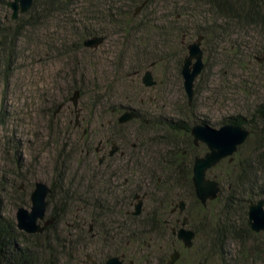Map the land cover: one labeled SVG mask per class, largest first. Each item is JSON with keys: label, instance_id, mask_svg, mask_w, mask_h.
<instances>
[{"label": "rangeland", "instance_id": "1", "mask_svg": "<svg viewBox=\"0 0 264 264\" xmlns=\"http://www.w3.org/2000/svg\"><path fill=\"white\" fill-rule=\"evenodd\" d=\"M141 5L132 6L130 0H77L67 14L54 13L34 27L26 26L17 43V59L8 83L0 77V111L5 114L0 124V211L5 216L16 221L19 207L31 209V193L37 181L51 187L59 184L62 170L59 165L63 160L68 162V178L77 167L84 166L82 163L87 159L82 151L91 143L83 130L93 125V130L88 128V132H92V148H96L110 133L101 129L99 123L101 116L107 118L106 108L112 105L123 111L134 108L147 117H176L178 112L185 111L188 97L182 65L188 55V45L200 34L205 36L202 42L205 67L195 81V110L189 116L207 120L205 124L219 128L233 115L251 114L258 103L264 102V51L257 53L255 60L250 56L257 47L264 46V33L258 28L235 29L230 23L229 29L225 20L204 3L157 0L136 13ZM128 10L132 18L125 14ZM0 17L9 28L28 18L26 13L20 14L17 18L20 20L14 21L12 10L2 2ZM84 25L97 33L94 36H104L105 41L96 48L73 47ZM223 25L226 30L220 28ZM233 42L237 46L245 42L246 47L234 51L247 55L235 57L230 50ZM239 59L248 61L243 63ZM147 70L152 71L156 85H144L142 79ZM76 89L81 92L77 127L71 101ZM139 126L129 122L120 129L119 135L132 134ZM112 133L115 137V132L109 135ZM258 134L248 138L235 154L233 161L237 165L250 158L264 162L261 152L255 150ZM203 146L197 145V156L206 153ZM110 148L108 144L106 152ZM227 162L224 159L208 172V177L215 178L221 187L217 200H210L204 206L197 196L198 201L194 199L190 189H182L185 195L182 200L190 209L183 216L189 220L188 227L196 231V238L190 248L177 243L175 249L179 250L180 258L175 264H264V232L256 233L257 236L245 235L247 238L243 240L229 237L218 244V222L226 219L223 201L229 194L231 176L239 170ZM59 194L55 191L51 201L47 198L48 218L51 212H59L57 206H63ZM152 195H157L156 199L161 196ZM138 201V198L132 200L131 210ZM158 204L151 195L146 196L141 216L158 210ZM183 216L178 217L182 220ZM230 219L239 229L245 230L247 226L253 233L248 224V209L246 215L240 209ZM75 221V212H68L61 216L49 235L53 237L56 233L62 237L67 231L74 233ZM88 226L89 222L86 229ZM76 238L79 240L82 236L77 234ZM95 245L88 241L90 251L95 250ZM82 248V243L76 241L73 255L61 252L58 264H84L88 259L82 254ZM156 251L155 264H166L173 249ZM50 257L45 250L41 262H49ZM130 260L135 258L130 256Z\"/></svg>", "mask_w": 264, "mask_h": 264}, {"label": "trees", "instance_id": "2", "mask_svg": "<svg viewBox=\"0 0 264 264\" xmlns=\"http://www.w3.org/2000/svg\"><path fill=\"white\" fill-rule=\"evenodd\" d=\"M41 1L35 0L32 9L26 13L28 18L23 23L17 24L15 28L6 27L5 20L0 17V77L7 83L17 59V43L26 26L34 27L40 23L41 19L54 13L67 14L72 10L71 7L77 0ZM156 1L130 0V4L133 6L135 3L146 2L143 7V10H146ZM183 1L209 5L220 19L225 20L229 29L232 28L231 23L235 29L240 27L258 28L260 32L264 33V0ZM0 2L7 6L6 0H0ZM130 13V10L125 12L132 18ZM17 20L20 19L14 21ZM225 25L220 28L226 30ZM224 32L222 33L224 34ZM95 34L97 33L90 27L84 25L79 31L80 39L73 47L84 49V40ZM237 44L236 42L230 44V50L235 54V57L247 55L244 52L239 54L238 51H234V49L246 47L247 44L245 42L239 43L238 46ZM262 50L264 51V46L260 45L254 53L250 54L251 58L255 60L257 53H261ZM239 61L247 63L248 60L245 62V59H239ZM110 107L106 108L107 115L105 117L107 118L103 119L101 116L99 123L101 129L110 132L109 134L115 132V137L112 133V135L106 134L107 136L102 139H109L108 144H111V141L121 144L124 154L108 157L100 163L99 159H96L98 153L95 148H92L94 136L92 132H88V128L91 129L90 131L93 130V125H88V128L83 130V134L88 133L91 144L86 145L82 151V155L87 159V161H83L84 164L82 163L84 166L77 167L72 173V177L68 178L66 175L67 160H63V163L59 161L61 164L59 168L62 169L61 177H59L60 182L55 186H50L52 191L48 197L51 201L54 192L59 191V200L63 202V206H57L56 210L59 212H51L50 218L55 220L52 224L47 226L42 233L29 234L19 230L16 221L0 211V264H58L61 252L73 255L76 241H80L84 246L82 254L88 256L93 253L95 255L93 258H98L97 260L102 264L108 258L123 253L128 258L133 256L135 264H155L153 254L157 249L166 248L174 251L177 243H181L171 230L178 217L171 211L176 202L185 197L182 193L184 187L190 189L194 199L196 197L192 181V168L198 154L196 151L199 148L193 141L191 129L199 122L205 124L207 120L199 121L193 116H189L195 110V100L193 99L192 105L186 104V110L178 112L176 117L167 115L147 117L136 110L139 117L131 122L139 123L140 126L134 129L132 134L120 136V129L128 123L120 124L118 122L117 114L123 112L119 106L112 105ZM125 109L127 110V108ZM4 116V112L0 111V124L4 121ZM229 119L227 124L247 128L250 131L248 138H254L259 133L255 150L261 152V159L264 158V102L258 103L251 114L240 113ZM131 141L134 142L131 143ZM242 146L239 147L237 153ZM203 148L207 151L206 146ZM227 164H235L239 170L235 176H231L229 194L223 201V213L226 219L218 222L219 245L229 237L243 240L247 238L245 235L257 236L256 232L250 233L247 226L245 230L239 229V226H236L230 217L233 213H238L240 209L246 215L249 203L264 196L263 161H254L253 158H250L241 161L238 165L235 161L227 162ZM143 193H146L147 196L151 195L155 202H159L158 210L154 209L146 216L129 214L128 210L132 200L137 194ZM152 194L161 196L156 199L157 195ZM71 211L76 214L73 226L75 232L67 231L62 237L53 233V237H51L49 232L56 228L58 222L61 221V216ZM189 211V206H187L186 213ZM165 214L168 215L164 216ZM88 222L89 226L86 229ZM77 234L82 238L77 240ZM88 241L96 244L95 250L93 248L91 251L89 250ZM45 250L50 253L51 257L49 262L44 260V263L41 262V258Z\"/></svg>", "mask_w": 264, "mask_h": 264}, {"label": "water", "instance_id": "3", "mask_svg": "<svg viewBox=\"0 0 264 264\" xmlns=\"http://www.w3.org/2000/svg\"><path fill=\"white\" fill-rule=\"evenodd\" d=\"M33 4L34 0H11L7 3V6L12 10V19L16 20L20 14L27 13L33 7ZM145 4L146 2L138 7L136 13L142 10ZM204 37L203 34H200L194 42L188 45V55L185 57L182 65L184 89L188 97L189 105L193 103L195 81L205 67L204 51L202 48ZM104 41V36H92L84 41V45L89 48H96ZM142 81L147 87L154 86L157 83L151 70L145 72ZM80 96V90L76 89L71 97L76 112V123L79 118L78 106ZM138 117L139 115L136 110L127 109L119 116V122L126 123ZM191 134L196 145L202 143L207 148L203 156L195 157L192 168V181L196 196L202 204L206 205L208 201L217 199L221 191L219 182L215 178L208 177V172L224 159H228L229 162H232L235 159V154L239 147L247 141L250 131L247 128L234 124H225L216 128L209 124L199 123L192 127ZM116 149L117 148H113L111 154H113ZM51 191V187L47 183L43 181H37L35 183V188L31 193V209L25 207H19L17 209L16 225L19 230L29 234L42 233L47 226L55 221L54 218L47 217V198ZM145 196L146 194L136 196L139 201L135 205V210L132 212L133 215H140L142 213ZM177 208L180 213H184L186 210L185 201L180 200ZM248 224L253 232H264V198L249 203ZM90 229H92V226H90ZM174 232L178 240H180L186 248L193 246L196 232L188 227L187 217L183 218L181 227L174 230ZM122 257L123 256H112L108 258L104 264H123ZM179 258L180 252L175 249L167 264H175ZM88 260H91V256H88ZM93 264H95V262H93Z\"/></svg>", "mask_w": 264, "mask_h": 264}, {"label": "flooded vegetation", "instance_id": "4", "mask_svg": "<svg viewBox=\"0 0 264 264\" xmlns=\"http://www.w3.org/2000/svg\"><path fill=\"white\" fill-rule=\"evenodd\" d=\"M134 110V109H133ZM136 110V109H135ZM74 111H75V109H74ZM124 112V111H123ZM123 112H121L119 115L117 114V119H118V122H119V116L123 113ZM137 119V118H136ZM132 121V120H131ZM131 121H128V122H126V123H129V122H131ZM78 123V124H77ZM77 123H76V126L75 127H77V126H79V120L77 121ZM120 123V122H119ZM126 123H120V124H126ZM108 141H109V139L107 140V139H101L98 143V146L95 148V151L98 153V154H101L100 155V157H99V162L100 163H102L104 160H106L108 157H111V156H114V155H118V154H124V150H121V144H119V143H117L116 141H111V148H110V150L108 151V152H106V147H107V145H108ZM135 145L133 144V147H134ZM113 148H117L116 150H115V152L113 153V154H111V150H113ZM143 194H146V193H143ZM138 195H142V194H138ZM137 196V195H136ZM146 196H147V194H146ZM145 196V197H146ZM135 198H137V197H135ZM186 203V202H185ZM177 205L178 204H176L173 208H172V211H171V213L173 214V215H178V216H183L184 214H185V212H186V210H185V212L184 213H180L179 212V209L177 208ZM143 208H144V200H143V207H142V213H143ZM186 209H187V203H186ZM134 210H135V205H134ZM134 210H131V209H129L128 210V213L129 214H131V215H133V211ZM141 213V214H142ZM140 214V215H141ZM134 216H139V215H134ZM184 217H187V216H183V218ZM172 220V219H171ZM183 220V219H182ZM182 220L180 219V218H176L175 219V225H172V227H171V230H172V232H173V234L176 236V234H175V232H174V230H177L179 227H181V223H182ZM166 222H169V221H166ZM188 226H189V222H188ZM176 238H177V236H176ZM178 239V238H177ZM180 241V240H179ZM181 242V241H180ZM182 243V242H181ZM183 244V243H182ZM162 247V246H161ZM175 250V249H174ZM173 253V252H172ZM88 256H90V255H88ZM88 256H87V259H88ZM119 256H123L122 257V260H123V264H135V262L133 261V260H130V261H128V257H127V255L126 254H121V255H119ZM171 256V255H170ZM89 261V262H88ZM169 261V260H168ZM93 262H95V264H102V263H99V261L97 260V259H95V258H93L92 256H91V260H87V261H85V263L84 264H93ZM105 263V262H104ZM103 263V264H104Z\"/></svg>", "mask_w": 264, "mask_h": 264}]
</instances>
